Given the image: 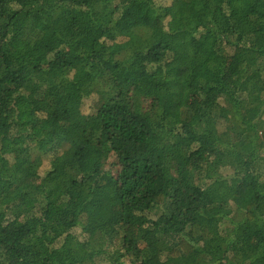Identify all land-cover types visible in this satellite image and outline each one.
<instances>
[{
    "label": "trees",
    "instance_id": "trees-1",
    "mask_svg": "<svg viewBox=\"0 0 264 264\" xmlns=\"http://www.w3.org/2000/svg\"><path fill=\"white\" fill-rule=\"evenodd\" d=\"M124 261L264 264V0H0V264Z\"/></svg>",
    "mask_w": 264,
    "mask_h": 264
},
{
    "label": "rangeland",
    "instance_id": "rangeland-1",
    "mask_svg": "<svg viewBox=\"0 0 264 264\" xmlns=\"http://www.w3.org/2000/svg\"><path fill=\"white\" fill-rule=\"evenodd\" d=\"M82 121L86 120V117L81 118ZM26 184H37L38 182L33 178H27L25 180ZM128 228L134 233V235H141L142 229L136 225L134 221H131L128 225ZM123 264H128V261H124Z\"/></svg>",
    "mask_w": 264,
    "mask_h": 264
}]
</instances>
